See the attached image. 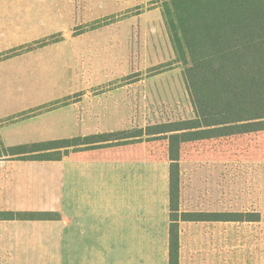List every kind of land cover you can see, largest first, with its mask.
Segmentation results:
<instances>
[{
	"label": "crops",
	"instance_id": "obj_1",
	"mask_svg": "<svg viewBox=\"0 0 264 264\" xmlns=\"http://www.w3.org/2000/svg\"><path fill=\"white\" fill-rule=\"evenodd\" d=\"M61 4L68 5L61 0H0V120L41 108L1 128L4 150L84 140L123 127L117 90L91 94L86 89L101 82L80 81L75 51H70L72 62L69 52V60L63 58L72 39L65 32L61 42L53 40L60 33ZM45 38L53 41L13 54ZM23 60L43 67L38 79L35 68L25 69ZM5 69L11 71L9 77L1 75ZM64 99L69 101L55 104ZM12 103L17 109L4 111ZM50 104L54 107L47 109ZM12 127L32 133L11 138L7 131ZM146 135L156 136L151 130L142 137ZM94 146L101 145L63 148L78 150V155L47 160L0 157V264H169L172 162L113 157L104 149H89ZM63 149H39L38 154Z\"/></svg>",
	"mask_w": 264,
	"mask_h": 264
},
{
	"label": "rangeland",
	"instance_id": "obj_2",
	"mask_svg": "<svg viewBox=\"0 0 264 264\" xmlns=\"http://www.w3.org/2000/svg\"><path fill=\"white\" fill-rule=\"evenodd\" d=\"M61 1L68 5L61 4L60 33L53 40L61 42L65 32L72 39L73 42L64 46L63 58L69 60V52L72 62L70 51H75L74 69L80 81L101 82L97 87L86 89L91 94L117 90L124 114L123 120L118 121L123 127L114 134L124 131L133 135L140 131L149 134V127L194 117L185 82L188 59L167 25L164 0ZM49 39L14 49L13 54L51 43L53 40ZM22 65L25 69L35 68L37 79V71L43 70L34 61L23 60ZM10 72L5 69L1 75L9 77ZM68 101L64 99L55 104ZM15 104L2 108L14 112ZM47 107L50 109L54 104ZM39 111L41 108L0 120V135L4 125ZM7 133L13 138L32 131L12 127ZM100 145L89 149H104L113 157L128 159L170 160L171 157L168 140L161 136L146 135ZM3 149L0 136V151ZM16 149L23 152L17 156L25 159L78 155V150L71 149L42 155L38 154L41 147L35 145ZM3 156L9 157V153H3L1 158ZM179 190V211L174 216L179 219L181 264H264V133L181 146ZM186 213H257L260 221L184 222Z\"/></svg>",
	"mask_w": 264,
	"mask_h": 264
},
{
	"label": "trees",
	"instance_id": "obj_3",
	"mask_svg": "<svg viewBox=\"0 0 264 264\" xmlns=\"http://www.w3.org/2000/svg\"><path fill=\"white\" fill-rule=\"evenodd\" d=\"M165 20L187 56L189 120L151 127L170 146L169 264H179L181 146L264 133V0H164ZM153 128V129H152ZM130 131L42 144L40 151L140 138ZM16 148L0 151L10 155ZM41 160H47L42 158ZM12 218L17 215L10 214ZM20 217V216H19ZM184 222H259L257 213H186Z\"/></svg>",
	"mask_w": 264,
	"mask_h": 264
}]
</instances>
